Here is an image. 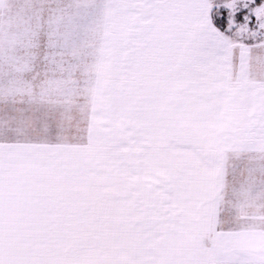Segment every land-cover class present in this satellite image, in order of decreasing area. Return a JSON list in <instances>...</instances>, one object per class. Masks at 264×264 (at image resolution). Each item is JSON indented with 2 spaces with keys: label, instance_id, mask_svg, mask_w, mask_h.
<instances>
[{
  "label": "snow or ice",
  "instance_id": "obj_1",
  "mask_svg": "<svg viewBox=\"0 0 264 264\" xmlns=\"http://www.w3.org/2000/svg\"><path fill=\"white\" fill-rule=\"evenodd\" d=\"M0 264H264V0H0Z\"/></svg>",
  "mask_w": 264,
  "mask_h": 264
}]
</instances>
